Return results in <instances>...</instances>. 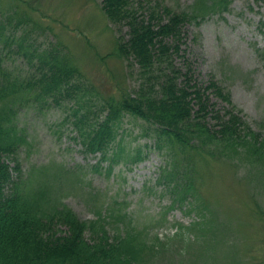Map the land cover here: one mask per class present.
Returning <instances> with one entry per match:
<instances>
[{"label": "trees", "instance_id": "16d2710c", "mask_svg": "<svg viewBox=\"0 0 264 264\" xmlns=\"http://www.w3.org/2000/svg\"><path fill=\"white\" fill-rule=\"evenodd\" d=\"M229 3L230 0H192L180 10L156 4L147 15L138 16L129 0H102L108 20L123 21L128 26L127 38H117L114 54L127 59L129 69L137 65L140 78L133 91L120 89L117 84L114 89L120 90L116 94H102L83 83L78 67L59 46L23 52L35 71L25 81H18L0 67V264L244 263L236 242L220 239L229 225L226 221L225 225L216 222L207 206L197 161L235 158L250 165L246 176L256 178L255 184L263 183L264 133L251 128L241 109L232 103L229 92L214 78L203 87L193 79L189 68L182 72L174 60L181 49L184 23L226 10ZM207 90L224 105L216 108ZM27 92L35 100L51 99L56 106H64L62 123L71 127L72 137L85 154L99 155L91 165L97 172L102 170V162H106L104 170L110 172L118 163L144 159V147L124 153L119 132L125 117L142 120L140 134L150 137L153 147L166 159L156 178L169 198L166 207L195 213V219L187 225H177L173 233L172 238L184 248L178 257L167 253L163 240L144 237L143 231L131 226V216L121 212L114 200L93 220L80 219L59 201L58 190L50 186L48 175L55 179L61 174L66 182L71 177L65 173L79 175L82 165L67 168L49 163L32 167L35 171L31 168L25 174L21 172L17 150L24 137L17 116L19 108L29 102V97L24 96L29 95ZM260 125L264 128V122ZM8 158L14 165H9ZM105 218L120 220L116 232L121 233L108 236L103 228ZM91 223H99L101 229L95 230ZM58 224L66 229L56 230ZM86 230L93 232L90 238L85 237Z\"/></svg>", "mask_w": 264, "mask_h": 264}, {"label": "rangeland", "instance_id": "374dc122", "mask_svg": "<svg viewBox=\"0 0 264 264\" xmlns=\"http://www.w3.org/2000/svg\"><path fill=\"white\" fill-rule=\"evenodd\" d=\"M101 2L0 0V67L18 81H25L35 71L23 52L30 54L59 46L78 67L83 83L102 94H116L123 87L133 91L140 78L137 65L129 69L128 60L114 54L117 38H127L128 26L123 21L108 20ZM129 2L138 16H145L153 5L180 10L192 0ZM180 37L181 49L174 60L183 68L182 72L189 68L193 79L203 87L214 78L229 92L232 103L241 109L251 128L264 133L260 125L264 122V3L230 0L226 10L209 13L203 20L185 22ZM132 61L135 62L133 58ZM117 84L119 88L114 89ZM206 93L210 94L209 90ZM27 94L24 96L29 97V102L19 108L17 116L24 137L17 150L21 172L25 174L32 167L49 163L67 168L82 165L79 175L65 173L71 177L66 182L61 174L55 179L44 176L48 175L50 186L58 190L59 201L80 219L93 220L114 200L121 212L131 216V226L143 231L144 237L163 240L167 253L178 257L184 248L178 239L172 238L173 233L177 225H187L195 219V213L166 207L169 198L156 180L166 159L153 147L150 137L140 134L142 120L125 117L119 132L124 153L144 147V159L138 163H118L110 172L104 170L106 162H102V170L97 172L91 165L99 155L85 154L74 140L71 127L62 123L66 115L64 106H56L51 99L35 100L31 92ZM210 96L216 108L224 105L214 94ZM7 160L10 166L14 165L12 159ZM197 168L204 180L200 188L207 206L216 222L226 221L229 225L220 239L236 242L243 264H264V182L255 184L256 178L246 176L250 165L235 158L197 161ZM12 175L15 177L16 172ZM104 223L108 236L121 233L116 232L120 220L105 218ZM91 224L95 230L101 229L99 223ZM55 229L63 232L66 228L58 224ZM92 233L86 230L85 237L90 238Z\"/></svg>", "mask_w": 264, "mask_h": 264}]
</instances>
